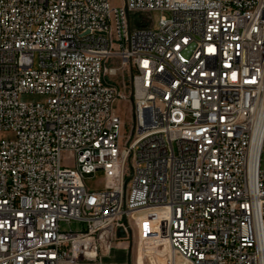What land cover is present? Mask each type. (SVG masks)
<instances>
[{
    "label": "built area",
    "instance_id": "2783aa9c",
    "mask_svg": "<svg viewBox=\"0 0 264 264\" xmlns=\"http://www.w3.org/2000/svg\"><path fill=\"white\" fill-rule=\"evenodd\" d=\"M263 157L264 0H0V264H264Z\"/></svg>",
    "mask_w": 264,
    "mask_h": 264
},
{
    "label": "rangeland",
    "instance_id": "374dc122",
    "mask_svg": "<svg viewBox=\"0 0 264 264\" xmlns=\"http://www.w3.org/2000/svg\"><path fill=\"white\" fill-rule=\"evenodd\" d=\"M109 2L114 7L124 5V0H109ZM150 15L154 29L158 28L159 21L161 18L170 16V14L166 11H153ZM21 99L25 102H39L42 98L37 94H24L21 96ZM114 109L123 123L122 134H129V122L132 118L131 103L127 101H117L114 105ZM2 136L6 137L7 135L3 134ZM62 162L64 166L73 167L74 157L69 153H64L62 155ZM86 183L90 188L94 190H102L105 184V175L103 171H98L94 176H88L86 178ZM62 228L64 230H70V228L74 230L77 228V225H62ZM128 243L131 256V264H136L137 254L138 264H170V249L169 246L167 248L165 241L160 243L159 247H153L143 244V242L141 243L138 238L134 236L133 239L130 240ZM166 251H168V255L167 257H164L163 255L166 253ZM176 262L177 264H186L181 258L177 256Z\"/></svg>",
    "mask_w": 264,
    "mask_h": 264
},
{
    "label": "crops",
    "instance_id": "0c3cea01",
    "mask_svg": "<svg viewBox=\"0 0 264 264\" xmlns=\"http://www.w3.org/2000/svg\"><path fill=\"white\" fill-rule=\"evenodd\" d=\"M129 243L119 242L110 251L108 256L104 258V264H131V256L129 250ZM136 264H138V254L136 257Z\"/></svg>",
    "mask_w": 264,
    "mask_h": 264
},
{
    "label": "bare ground",
    "instance_id": "6f19581e",
    "mask_svg": "<svg viewBox=\"0 0 264 264\" xmlns=\"http://www.w3.org/2000/svg\"><path fill=\"white\" fill-rule=\"evenodd\" d=\"M153 110V103H144V106H143V113H150V111ZM166 245H167V248H168V243L166 240H164ZM170 249V255H171V260L174 262V264H177L176 262V257L174 256V253L172 251V249L169 247ZM168 255V251H166V253L163 255L164 257H167ZM184 261V260H183ZM185 262V261H184ZM186 264H188L187 262H185Z\"/></svg>",
    "mask_w": 264,
    "mask_h": 264
}]
</instances>
